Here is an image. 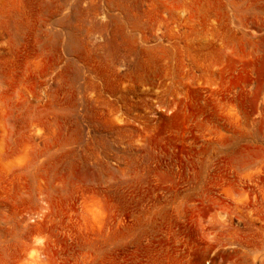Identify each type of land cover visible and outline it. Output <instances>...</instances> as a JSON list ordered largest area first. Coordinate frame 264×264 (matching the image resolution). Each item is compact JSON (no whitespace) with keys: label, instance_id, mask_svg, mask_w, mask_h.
Segmentation results:
<instances>
[{"label":"rangeland","instance_id":"1","mask_svg":"<svg viewBox=\"0 0 264 264\" xmlns=\"http://www.w3.org/2000/svg\"><path fill=\"white\" fill-rule=\"evenodd\" d=\"M0 264H264V0H0Z\"/></svg>","mask_w":264,"mask_h":264}]
</instances>
